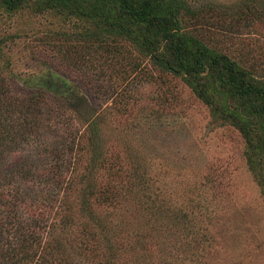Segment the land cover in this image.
Segmentation results:
<instances>
[{
  "label": "rangeland",
  "instance_id": "rangeland-1",
  "mask_svg": "<svg viewBox=\"0 0 264 264\" xmlns=\"http://www.w3.org/2000/svg\"><path fill=\"white\" fill-rule=\"evenodd\" d=\"M189 2L193 33L262 77L264 0ZM93 29L33 4L0 6V264H102L81 250L96 218L112 264H264V198L240 131L130 43L108 52L77 40ZM49 78L76 89L82 116ZM70 167L117 201L89 209L79 190L43 177Z\"/></svg>",
  "mask_w": 264,
  "mask_h": 264
},
{
  "label": "trees",
  "instance_id": "trees-1",
  "mask_svg": "<svg viewBox=\"0 0 264 264\" xmlns=\"http://www.w3.org/2000/svg\"><path fill=\"white\" fill-rule=\"evenodd\" d=\"M32 4L37 13H66L94 26L92 31L79 35L77 40L94 42L99 49L108 52L113 47L118 50L119 41L128 42L150 57L162 72L184 80L210 107L215 123L231 124L240 131L249 148L251 172L264 198V75H256L228 55L213 50L195 35L193 32L198 26H193L199 13L189 0H0V6L11 12L30 8ZM46 85L51 93L67 99L71 97L72 107H78L83 115L87 106L76 89L64 81L53 82L51 78ZM88 144L93 145L91 135ZM54 167L58 166L54 164L50 173L54 172ZM76 172V168L70 167L68 176L66 170L64 174L55 171L56 178L51 174L42 176L50 179L47 183L64 184V194L79 190L89 209L95 203L112 205L117 201L116 194L96 182L94 177L85 178L86 183L80 186V176ZM81 231L83 253H89L94 259L101 255L102 264H112L117 249L111 247L108 230L100 219H93ZM46 250L48 254L53 252L52 247ZM56 250L63 254L60 242ZM42 256L46 257L43 253ZM68 259L63 255L64 261Z\"/></svg>",
  "mask_w": 264,
  "mask_h": 264
}]
</instances>
